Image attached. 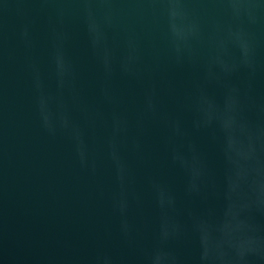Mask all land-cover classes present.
Returning a JSON list of instances; mask_svg holds the SVG:
<instances>
[{"label": "water", "instance_id": "95a60500", "mask_svg": "<svg viewBox=\"0 0 264 264\" xmlns=\"http://www.w3.org/2000/svg\"><path fill=\"white\" fill-rule=\"evenodd\" d=\"M0 264H264V0H0Z\"/></svg>", "mask_w": 264, "mask_h": 264}, {"label": "clouds", "instance_id": "9594fccd", "mask_svg": "<svg viewBox=\"0 0 264 264\" xmlns=\"http://www.w3.org/2000/svg\"><path fill=\"white\" fill-rule=\"evenodd\" d=\"M170 2H173V3H179L180 0H170ZM172 15H173V16L176 15L175 11L172 13ZM171 29H172V32L174 33V35H177V36L181 35V31H180V28H179L178 24L173 23V24L171 25ZM161 252H162V250L158 249V250L153 254V258H154V259L157 258L158 255H159Z\"/></svg>", "mask_w": 264, "mask_h": 264}]
</instances>
